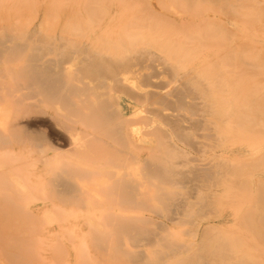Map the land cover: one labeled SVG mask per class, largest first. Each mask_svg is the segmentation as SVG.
<instances>
[{"label": "bare ground", "instance_id": "6f19581e", "mask_svg": "<svg viewBox=\"0 0 264 264\" xmlns=\"http://www.w3.org/2000/svg\"><path fill=\"white\" fill-rule=\"evenodd\" d=\"M33 1L0 0V264H264V0Z\"/></svg>", "mask_w": 264, "mask_h": 264}, {"label": "rangeland", "instance_id": "374dc122", "mask_svg": "<svg viewBox=\"0 0 264 264\" xmlns=\"http://www.w3.org/2000/svg\"><path fill=\"white\" fill-rule=\"evenodd\" d=\"M47 0H34L33 1V4H36L37 6L39 5L40 6V11L38 10V7H37V9L36 10H34V11H32L33 12V14L34 15H36L37 16V19L38 18H44L45 17V14H46V12H47V8H48V6L50 5V4H47V2H46ZM112 10H114V9H112ZM112 10H110L108 13H107V15H106V17H105V19H104V22L108 19V17L109 16H111L113 13V11ZM27 12H29V11H27ZM62 13H65V11L64 10H62L61 11ZM30 13V12H29ZM32 14V15H33ZM65 16V15H64ZM159 78H162V79H160V80H158ZM159 78H157V79H155V82H162V80H163V77H159ZM158 80V81H157ZM120 101H121V105H120V107L121 108H123V112L125 113V115L126 116H128V114H129V112H128V110H127V105H125L126 103H125V95H123V94H120ZM8 110H9V108H8ZM8 114H9V112H8ZM47 114V113H46ZM46 114L45 113H40V114H38V116H37V114H34V116H32V117H35V116H37L38 118H42V117H45L46 116ZM145 114V113H144ZM39 115H41V116H39ZM130 115V114H129ZM30 116V117H31ZM49 116V115H48ZM47 116V117H48ZM47 117H45V118H47ZM48 118H51L50 116L48 117ZM145 130H147V128H144V131ZM38 196H41L42 195V193L41 192H39L38 194H37ZM35 201H32V203H34ZM66 219H67V221H73L74 219H73V217L70 215V216H67V217H65ZM85 218L84 217H80V220H84ZM63 220V218H60V216L59 215H51V217H49L48 218V220H46L45 222V226H47V227H50V226H58L59 225V223H61V221ZM189 226V225H188ZM188 226H186V227H188ZM186 227H182V229L180 230V232H183V233H185V231H187V230H189L188 228L186 229ZM184 229V230H183ZM177 231H179V230H177ZM165 234V233H164ZM71 237H72V235L71 234H67L66 235V237H64V240H65V242L67 243V245L68 246H71V244H72V241H71ZM188 238V237H187ZM75 239V241H76V239L77 238H74ZM55 261V260H54ZM53 261V262H54ZM56 261H57V263H53V264H60V257H58L57 259H56Z\"/></svg>", "mask_w": 264, "mask_h": 264}]
</instances>
